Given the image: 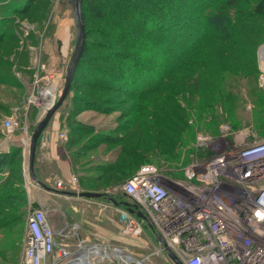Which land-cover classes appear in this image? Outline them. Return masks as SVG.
Masks as SVG:
<instances>
[{"label": "trees", "instance_id": "trees-1", "mask_svg": "<svg viewBox=\"0 0 264 264\" xmlns=\"http://www.w3.org/2000/svg\"><path fill=\"white\" fill-rule=\"evenodd\" d=\"M55 2L0 0V87H8L14 99L0 95V120L19 98L24 100L22 105L26 101L19 77L33 78V70H27L32 48L48 40L59 46L56 23L49 22ZM83 16L86 46L61 107L64 124L72 130L68 147L75 168L92 164L89 156L99 150L119 152L114 163L90 168L95 175L77 177L81 191L106 193L108 187H121L144 165H154L173 180H184L183 168L214 156L209 148L190 145L196 130L210 132L211 126L217 130L221 121L231 122L234 129L245 126L237 115L239 98L234 91L239 75H260L256 52L264 43V0H83ZM23 20L35 23L37 33L26 35ZM213 71L222 77L213 75L216 84L207 89L210 92L202 86L192 89L196 74ZM250 93L257 111L255 135L264 140V89L258 84ZM85 110L105 118L115 115L111 120L115 127L96 131L81 123L76 116ZM34 111L33 106L24 109V116L29 120ZM181 145L187 146L183 162L179 156L174 158ZM0 177V213L11 209L7 202H21L9 218L12 222L24 216L26 203L30 204L23 147L0 153ZM109 194L111 198L97 200L123 209L121 202L131 201L122 189ZM65 210L71 219L81 216L74 207L71 213ZM88 214L92 220V211ZM85 227L80 235L96 239V225Z\"/></svg>", "mask_w": 264, "mask_h": 264}, {"label": "built area", "instance_id": "built-area-1", "mask_svg": "<svg viewBox=\"0 0 264 264\" xmlns=\"http://www.w3.org/2000/svg\"><path fill=\"white\" fill-rule=\"evenodd\" d=\"M45 69L34 75L26 108L47 111L59 98L63 75ZM259 85L264 89L263 71ZM20 125L11 115L0 127L10 134ZM198 147L211 149L214 156L193 162L186 179L173 180L154 165H144L121 186L147 217L120 210L126 215L122 233L139 238L144 221L184 264H264V140L249 129L235 131L224 124L218 136L199 135ZM76 184L75 177L70 184L55 180L62 191H75ZM65 222L56 230L44 207L28 211L22 264H68L79 252L91 264H147L124 244L82 237L77 223ZM153 255L160 257L159 264H174L162 244L147 259Z\"/></svg>", "mask_w": 264, "mask_h": 264}, {"label": "rangeland", "instance_id": "rangeland-1", "mask_svg": "<svg viewBox=\"0 0 264 264\" xmlns=\"http://www.w3.org/2000/svg\"><path fill=\"white\" fill-rule=\"evenodd\" d=\"M69 3L70 2H67L66 0H56L49 18V22H55L56 27L59 26L61 29V31H59V29H56L55 33V39L58 40L57 38H59L60 40L58 44L59 46H57L55 41V43L53 44L49 42L50 40H48L47 42H41V45L32 48V60L30 61V65L27 70L29 68L33 70V78L32 80H30L25 77L23 78V76L21 75L19 77L25 85L26 101L22 105V102L24 100L23 98H19V102L15 104L10 114L4 115L3 118L0 120V126L2 125L3 121L11 115H15L21 125L25 124L24 122L26 121L27 117L24 116V109H26L27 98L29 92H31L32 90L34 75L37 72H40L41 66L44 65L46 66V71H56L60 75H63V78H65L67 66L71 54L74 50L76 40V24L71 5ZM22 22L25 27L26 35H29L30 33H37V26L35 23L29 22L28 20H23ZM263 46L264 43H262L258 47L256 52V67L257 70L260 71V75L262 71L264 72V57L261 54ZM238 67H242L241 61L238 62ZM250 71L252 70L248 67V72ZM206 74H211L212 76H208ZM206 74L202 72L200 74L195 75V77L197 78V83L195 80L194 86H191L193 90H198L200 88L199 86L204 87L205 90H207L208 88L212 89L213 84H216V78L213 75H216L217 79L218 76L219 79L220 77H222L219 72L214 71L211 73L207 72ZM42 75H44V73ZM203 75L205 76L203 77ZM260 75L258 76L257 74V76L252 77L248 74L245 76L239 75L237 77V80L239 82L237 83V87L234 91V93L239 98L237 106V115L241 124L245 126L241 129H234L233 124L231 122L221 121L216 127L217 130L215 129V126H211L213 129L210 132L200 128L198 129V131L196 130L193 141L190 143L191 146L199 150V135L210 134L213 136H218L220 134V128L224 124L230 125L231 128L235 131L249 129L252 133L255 134L254 130L256 128L255 123L257 121V111L255 108V101L253 99L254 97L250 92L253 91L254 87L258 88ZM201 77H203V79L201 80L202 82H198L199 78ZM207 92L210 91L207 90ZM0 95L5 100H14L12 97L13 93H11L10 89L4 85L0 87ZM0 131L2 132L1 127ZM31 133L32 131L30 132V136ZM257 140H261V138L258 137ZM174 154V158L177 159L176 156H179L180 160H182L183 162L187 158V146L185 147L184 145H181L178 149V153ZM191 164L183 168L182 171L184 174L186 169ZM26 166L28 167V165ZM30 187L33 188L31 185ZM29 194L30 204L27 205L26 203L24 216L12 219V222L9 221V218L12 214H14V211L20 209L19 206H21V202H18L14 199L6 203V207H11V209H6L5 214L0 213V264H22L23 262L25 239L27 236L28 211L36 208H41V206L35 207L34 204H32L33 199L39 196L38 191H35V189H31V192H29ZM45 200L47 201L44 204V208L47 210L49 221L53 225L54 229L57 230L59 227H63V225H65L66 223L65 221H69L72 223H77L79 225L78 232L84 235L83 231L87 228L85 226H87L88 223L93 222V224H95L98 228L96 234H94V238L98 239L97 241L103 240L124 244L129 248L130 251L136 253L138 257L146 258L145 261H147V264L160 263V257L158 255H153L152 257H150L151 259H147L148 255L153 253L156 248H158V234L156 231L144 228L142 235L137 239H130L122 233L123 222L121 220L120 210L126 211V207L125 209H123L120 206H116L113 202L108 201H104L103 203L101 202L99 204H87L85 203V201H77L76 203L73 197H68V199H65L64 197H51ZM71 207H77L78 211L76 212L81 214V216L79 215L78 220L71 219L64 212L65 209H68L67 211L71 213ZM91 210L95 212L94 214L92 213L93 215L91 214L93 217L92 220L87 217L88 215H90L88 214V212H91ZM72 251L73 250H71V252ZM69 259L70 258H68V260Z\"/></svg>", "mask_w": 264, "mask_h": 264}, {"label": "crops", "instance_id": "crops-1", "mask_svg": "<svg viewBox=\"0 0 264 264\" xmlns=\"http://www.w3.org/2000/svg\"><path fill=\"white\" fill-rule=\"evenodd\" d=\"M58 29L59 31H61L59 26L57 27V30ZM57 39L59 40V38ZM28 109L29 108H26V110ZM35 110H36L34 111L35 114L33 113V115L29 118V120L26 119V121L24 122L25 124L21 125L14 132L10 134H6L2 132L4 136L0 138V153L9 152L10 149L15 146L23 147L26 189H27L29 203H30L29 192H31V189H35V191H38L39 196L33 199L32 204L37 205V207L39 206L44 207V204L47 201L45 199H48L51 197H57V198L64 197L65 199H68V197L56 195L42 188L32 179L29 173V168L26 166L28 165L30 132L31 131L33 132L35 125L39 121V116H38L39 108L35 107ZM64 113H65V109L60 108L54 114L52 120L50 121L44 133L46 140L39 141L37 145V150H36V160H35L36 164L34 165V171H35L37 178L43 184L50 186V187H54V188H55L56 179H60L63 182L70 184L73 180V177H75L77 179L75 192H80L81 189L80 187H78L77 177L82 176V175H95L96 174L95 171L93 170L90 171V168L95 167L97 165L114 163L117 159L119 149L109 152L107 154L104 153L105 155L102 153L101 150H99L95 152L93 155L89 156L90 159L94 160L92 164H89L83 168H80V167L75 168L71 154H70L71 147H68V139H69V135L72 132V130H70L64 124V121H63ZM76 118L78 121H80L83 124L94 126L96 128V131H100L102 129H112L115 127V124L111 121L115 119V115L105 118L104 116L99 115L95 111L85 110L81 112L78 116H76ZM62 133L66 135V138L61 137ZM101 148H104V147H101ZM30 185L33 188H31ZM118 189H121V187L116 185V186L108 187L107 189H105V191L106 193L109 194V192H113ZM85 192H95V191H85ZM98 193H103V192H98ZM100 198L85 199V198L73 197L76 203L77 201H85V203L87 204H99L101 202L103 203V201L97 200ZM74 210L75 212L78 211L77 207H74ZM92 213L94 214L95 212L92 211ZM108 240H111V239H108Z\"/></svg>", "mask_w": 264, "mask_h": 264}, {"label": "water", "instance_id": "water-1", "mask_svg": "<svg viewBox=\"0 0 264 264\" xmlns=\"http://www.w3.org/2000/svg\"><path fill=\"white\" fill-rule=\"evenodd\" d=\"M74 19H75V24H76V40H75V47L74 50L71 54L67 70H66V75L64 78V85L62 88V91L59 95V98L57 102L47 111H44L43 109H39V121L34 127V130L30 136V141H29V154H28V168H29V173L32 177V179L40 185L42 188L45 190L52 192L56 195L59 196H66V197H75V198H85V199H90V198H100V197H107L111 198V195L108 193H98V192H75V191H62V190H57L54 187L47 186L43 184L36 176L35 171H34V165H35V160H36V150H37V145L39 141H45L46 137L44 136L45 130L47 129L50 121L52 120L54 114L61 108L65 100L70 94L71 87L74 81V77L80 62V59L83 55L85 46H86V29H85V24H84V16H83V0H69ZM126 197L128 195L124 193ZM121 205L126 207V210L130 214H135L138 218L147 220V217L145 214L141 211L139 206L131 201H122ZM122 220L126 218V215L123 214L121 216ZM157 242L159 244H162L168 254V257L174 262V264H184L177 256L176 254L166 246V243L164 240L161 238V236L158 234L157 235Z\"/></svg>", "mask_w": 264, "mask_h": 264}, {"label": "bare ground", "instance_id": "bare-ground-1", "mask_svg": "<svg viewBox=\"0 0 264 264\" xmlns=\"http://www.w3.org/2000/svg\"><path fill=\"white\" fill-rule=\"evenodd\" d=\"M261 54L264 57V46L262 47ZM94 251L98 254L100 252V250L98 248H95ZM83 255H84V257H83ZM68 264H91V263L89 261H87L85 254H83L82 252H79V253L75 254L74 260ZM133 264H142V263L141 262L138 263L137 261H134Z\"/></svg>", "mask_w": 264, "mask_h": 264}]
</instances>
